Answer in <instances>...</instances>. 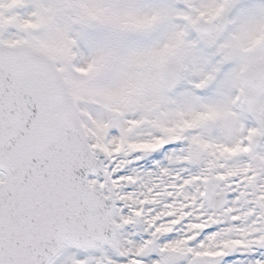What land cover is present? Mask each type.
<instances>
[{"label": "snow or ice", "instance_id": "obj_1", "mask_svg": "<svg viewBox=\"0 0 264 264\" xmlns=\"http://www.w3.org/2000/svg\"><path fill=\"white\" fill-rule=\"evenodd\" d=\"M0 264H264V0H0Z\"/></svg>", "mask_w": 264, "mask_h": 264}]
</instances>
